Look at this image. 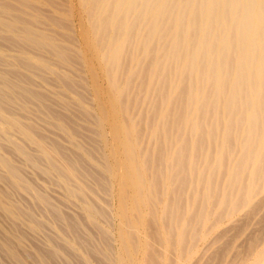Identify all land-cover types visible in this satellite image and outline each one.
Returning a JSON list of instances; mask_svg holds the SVG:
<instances>
[{"label":"bare ground","instance_id":"bare-ground-1","mask_svg":"<svg viewBox=\"0 0 264 264\" xmlns=\"http://www.w3.org/2000/svg\"><path fill=\"white\" fill-rule=\"evenodd\" d=\"M64 1L0 0V264H264V0Z\"/></svg>","mask_w":264,"mask_h":264},{"label":"rangeland","instance_id":"rangeland-1","mask_svg":"<svg viewBox=\"0 0 264 264\" xmlns=\"http://www.w3.org/2000/svg\"><path fill=\"white\" fill-rule=\"evenodd\" d=\"M57 3H65V1L64 0H58V2ZM74 27H76V25H74ZM74 42L75 43H78V40L75 38L74 39ZM3 51L4 52H7V51H5V49L3 48ZM75 74L76 75H80V74H83V71H82V69L80 68V67H76L75 68ZM37 86H39L40 88L42 87V88H45L44 86H41V85H37ZM56 88H59L58 86H56V85H54ZM55 87H53V88H55ZM64 96V95H63ZM65 97V100H69V101H73V99H72V97H66V96H64ZM85 97H86V102H87V105L88 106H90V108H92V107H94V101H93V99H92V96H91V94L90 93H87L86 92V94H85ZM70 106L68 107V108H66V107H64L63 105H61V104H59V103H54V111H56V112H58V113H65L66 115H67V120H68V123L71 125H73V126H76V127H78V133H77V138L88 148V149H91V150H93L94 151V153H96V155H100V151H101V149H100V147H99V145H98V142L95 140V137H94V131H93V122H92V119L90 118V119H88V118H84V117H82L81 115H79L80 113H79V110L77 109V107H76V105L75 104H73V102L71 103L70 102V104H69ZM42 123H44V122H42ZM44 128H47V125L46 124H44ZM46 130V132H49L50 134H58V133H56L55 131H51L50 129H45ZM58 137H60L59 139L65 144V147H67V149H69V150H71L72 149V147H71V145L69 144V142L64 138V137H62V136H58ZM15 160L18 162V164L20 163L21 165H22V159L20 158V157H18V156H15ZM32 170H30V168H28V167H26L25 168V176L28 178V179H31V180H34L35 181V183L36 184H39L41 187H43V188H45L46 190H47V192L49 193V195L52 197V199L54 200V202L55 203H57L58 205H62V207H63V210L67 213V214H69V215H73L75 218H77V219H80L81 218V211H80V209H79V207L75 204V203H73V204H67V203H65L64 202V198H63V195H62V191L58 188V187H56V186H54L52 183H51V181H49V180H47L44 176H40V175H38L36 172H31ZM26 198H25V200H24V196H22V195H20V199L21 200H23V203H24V205H25V203H26V205L25 206H27V207H29L28 205L30 204L31 206H33L34 207V199H32L31 197H27V196H25ZM19 198V197H18ZM103 199H104V197H103ZM25 201V202H24ZM29 202V203H28ZM33 204H32V203ZM43 211V214H44V216L47 218V219H49V220H51V215H50V213H49V211L48 210H46V209H42V210H38V212L40 213V212H42ZM49 229V230H48ZM48 232H47V230H46V233L48 234V233H53L52 231V228H49L48 227ZM91 234H93L94 235V238H95V242L97 243H100L101 242V240H100V238L98 237V234H97V232L94 230V229H92V228H88L87 229ZM25 231H26V228H25ZM28 234H30V235H28L30 238H28V242L26 243V245H25V247H27V246H30L31 248H37V245L39 246H41L42 245V247L44 246H46V245H44V243H45V241H44V237H46V236H43V235H40L41 236V239H40V236H37L36 234H34L35 235V238H34V236H33V233H28ZM46 235V234H45ZM32 238H33V240H32ZM39 239V240H38ZM32 240V241H31ZM43 241H44V243H43ZM30 242V245L28 244ZM42 242V244H40V243ZM34 243V244H33ZM33 244V245H32ZM32 246H34V247H32ZM29 247V249H31ZM43 247V248H44ZM28 248V247H27ZM75 262H78V260H77V258L75 259ZM31 264H35V262L33 263V261H32V263ZM76 264H79V263H76Z\"/></svg>","mask_w":264,"mask_h":264}]
</instances>
